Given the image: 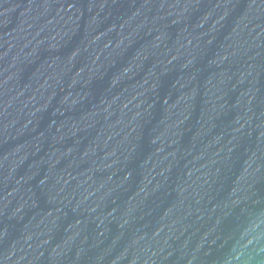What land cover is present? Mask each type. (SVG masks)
Masks as SVG:
<instances>
[{
    "label": "water",
    "instance_id": "obj_1",
    "mask_svg": "<svg viewBox=\"0 0 264 264\" xmlns=\"http://www.w3.org/2000/svg\"><path fill=\"white\" fill-rule=\"evenodd\" d=\"M0 264H264V0H0Z\"/></svg>",
    "mask_w": 264,
    "mask_h": 264
}]
</instances>
